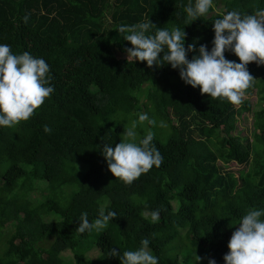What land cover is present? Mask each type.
Masks as SVG:
<instances>
[{
  "label": "trees",
  "instance_id": "trees-1",
  "mask_svg": "<svg viewBox=\"0 0 264 264\" xmlns=\"http://www.w3.org/2000/svg\"><path fill=\"white\" fill-rule=\"evenodd\" d=\"M189 2L0 0V44L45 59L54 87L31 119L0 126V264H121L108 252L137 250L145 238L158 264H195L196 253L204 257L196 264L209 258L225 264L241 217L264 209V65H248L256 81L246 93L257 90V104L243 99L236 106L202 95L170 64L128 62L125 49L132 45L117 30L151 20L158 28L184 29L186 48L196 42L197 50L206 44L210 51L215 19L264 9V0H214L207 17L185 25ZM225 56L240 62L231 51ZM250 110L252 140L237 125ZM142 111L157 126L137 132L142 138L151 128L163 164L129 186L111 173L102 148L121 142L124 126ZM231 162L246 167L236 172ZM78 173L82 182L72 185ZM101 206L117 216L89 244V232L76 233L79 217L87 212L91 222ZM156 210L160 220L152 223Z\"/></svg>",
  "mask_w": 264,
  "mask_h": 264
},
{
  "label": "clouds",
  "instance_id": "clouds-1",
  "mask_svg": "<svg viewBox=\"0 0 264 264\" xmlns=\"http://www.w3.org/2000/svg\"><path fill=\"white\" fill-rule=\"evenodd\" d=\"M213 7L214 0H195L194 4L190 0L183 7L185 25L207 17ZM28 18L27 15L24 17L25 23ZM153 29L154 32L151 31ZM117 30L132 45L125 49L128 62L146 61L149 67L170 64L173 69H179L180 77L186 84L199 87L202 95L208 94L213 100H227L236 106L243 102L246 91L256 81L248 70L249 63L264 65V9L258 8L254 14L232 10L215 19V35L210 51L206 44H201L197 50L196 42L186 48L187 33L184 29L158 28L151 20L133 25L122 24ZM197 51L192 59L188 58L189 52ZM226 51L233 52L240 62L228 60ZM50 71L45 59L34 57L27 51L13 54L10 45L0 44V126L15 127L35 115L54 92ZM145 124L155 127L157 121L147 113H140L138 120L124 126L121 142L115 147L105 143L102 148L111 173L129 186L153 166L160 168L163 164V156L153 143L155 133L151 128L142 138L137 132L138 126ZM159 127L166 128L167 124L160 121ZM44 131L50 133L51 128L45 125ZM141 215L149 218L148 212ZM116 216L115 211L106 212L101 206L98 217L90 222L87 212H84L79 217L76 233H91L93 230L99 233ZM261 217H264V209L256 208L248 209L241 217L239 227L233 231L228 242L225 264H264V219ZM150 219L152 223L159 222V210L152 211ZM107 255L119 257L121 264H158V257L149 251L147 238L141 240L137 250H125L121 255L113 248ZM203 259L197 253L194 256L195 264ZM209 264L217 262L209 258Z\"/></svg>",
  "mask_w": 264,
  "mask_h": 264
},
{
  "label": "rangeland",
  "instance_id": "rangeland-1",
  "mask_svg": "<svg viewBox=\"0 0 264 264\" xmlns=\"http://www.w3.org/2000/svg\"><path fill=\"white\" fill-rule=\"evenodd\" d=\"M127 56V54H125ZM255 90V89H254ZM244 99H249L252 106L254 107L257 102H258V94H257V90L253 91L252 93L248 94V93H245V96H244ZM142 113H144V111H142ZM247 115L244 117V119L242 117L238 118L237 120V125H238V129L240 130V133L238 134H242V135H247L249 140H252L253 136H252V121H253V117H252V110L248 111L246 113ZM131 125V122L128 123L127 126H130ZM141 127H144V126H141ZM137 130H139V126L137 128ZM257 132H255V137L257 136ZM218 160H219V157H218ZM220 161V160H219ZM222 162V161H220ZM244 168L246 166H244L243 164H237L235 162H231L229 165H228V168L234 170V171H238L240 168ZM39 174L41 173V171L38 172ZM37 173V174H38ZM82 179H83V173H78L76 176H74V178L72 180H70V183L72 185H75V186H80L81 182H82ZM33 196H39V197H42V195H40V192L38 191H33ZM53 207L60 211L61 208L59 205L57 204H54ZM168 220H172V215H168L167 216V219L166 221ZM162 227L165 226V223H162L161 224ZM14 231V230H13ZM12 231V232H13ZM100 233V232H99ZM98 232H96L95 230H93L89 236L86 238V242H88L89 244L92 243L93 239L97 236ZM9 248V243H5V251L2 255L5 254V252L8 250Z\"/></svg>",
  "mask_w": 264,
  "mask_h": 264
}]
</instances>
